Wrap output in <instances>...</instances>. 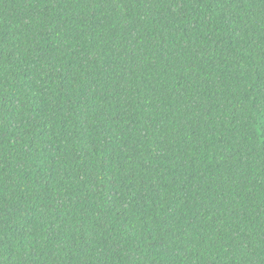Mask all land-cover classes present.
Here are the masks:
<instances>
[{
	"label": "trees",
	"instance_id": "16d2710c",
	"mask_svg": "<svg viewBox=\"0 0 264 264\" xmlns=\"http://www.w3.org/2000/svg\"><path fill=\"white\" fill-rule=\"evenodd\" d=\"M0 264H264V0H0Z\"/></svg>",
	"mask_w": 264,
	"mask_h": 264
}]
</instances>
